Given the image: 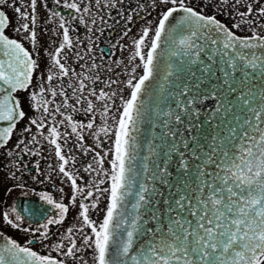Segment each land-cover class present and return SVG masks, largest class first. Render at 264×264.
Masks as SVG:
<instances>
[{
    "label": "snow or ice",
    "instance_id": "obj_1",
    "mask_svg": "<svg viewBox=\"0 0 264 264\" xmlns=\"http://www.w3.org/2000/svg\"><path fill=\"white\" fill-rule=\"evenodd\" d=\"M52 3L49 8L48 0H39V5L38 0H0V153L8 160L7 178L16 181L6 195L17 188L29 194L25 157H43L44 144L57 160V167L47 165L45 179L51 182L55 173L61 183L66 180L70 195L63 187L59 200L47 191L31 190L54 211L38 215L23 209L32 218L27 226L15 203L0 213V264H89V250L91 264H264V3L203 0L197 11L192 0H149L126 15L118 6L124 0ZM40 5L48 12L45 24L54 25L44 48V72L39 62ZM209 7L212 14L206 11ZM112 9L125 21L121 39L131 32L126 25L134 15L144 12L141 19H146L156 12L138 38H132L126 81L102 78L104 66L94 52L99 39L94 32L103 35L106 27L120 23ZM8 10L14 12L15 23ZM80 26L88 34L86 46L76 35ZM164 53L169 60L161 87L174 107L157 112L161 145L150 147L151 167L144 164V178L137 180L141 173L133 165L144 115L142 97ZM123 64L116 61L118 67ZM137 69L143 74L137 76ZM121 83L127 96L113 90ZM117 99L120 103L109 116ZM79 114L88 121H77ZM86 133L94 147L84 144ZM69 136L85 155L93 153L82 169L87 181L67 147ZM102 136L111 140L106 150ZM32 167V180L44 183L37 179L45 175L39 160ZM105 195L103 219L94 220L90 211ZM70 208H78L79 226L68 227L48 243L50 226L62 225ZM6 227L25 237L24 243L6 235Z\"/></svg>",
    "mask_w": 264,
    "mask_h": 264
},
{
    "label": "flooded vegetation",
    "instance_id": "obj_2",
    "mask_svg": "<svg viewBox=\"0 0 264 264\" xmlns=\"http://www.w3.org/2000/svg\"><path fill=\"white\" fill-rule=\"evenodd\" d=\"M262 3H264V0H261ZM25 3H28V0H25ZM94 3V0H93ZM147 3H149V0H124L123 5H118L123 14L126 15L128 14L129 11L136 9L137 11H139L138 9V5L143 4V5H147ZM193 6H197L199 5V7H196V10L199 11L200 7L203 6V0H192ZM38 5H39V0H38ZM17 6H19L17 4ZM48 7L49 8H53L54 5L52 3V0H48ZM257 7H259V5H257ZM59 11L64 12L65 10L63 9H57ZM93 10L95 11V8H93ZM158 11V9H157ZM208 14H212V9L209 7L207 10ZM38 12V22L40 27L38 28V33H39V42L41 45V51H40V55H42L44 57L43 59V63L41 66V72H44L45 69V65L46 63H48L47 57L45 55V51L44 48L47 47V43L50 42L49 38L52 36V32L51 30L54 28V25L51 23H47L45 24V20L48 17V12L46 9L43 8L42 5L38 6L37 9ZM8 15L10 17L13 18V23H15V14L12 10H8ZM111 15L113 17H115L116 19H118L120 21L119 24H113L112 27H106L104 30L103 35H100L98 32H94V37L98 36V44L96 46H94V52L97 56V63H102L103 64V68L100 70L101 71V76L103 77H108L110 79H118L120 81H126L127 80V75H126V71H125V66L128 65V57L130 56V52H131V42H132V38L136 37L138 38V33L142 30V26H144L147 21H150L153 19V17L156 15V12L153 11L152 15H148L146 17V19H141V16H144L145 13L144 12H140V15H134L133 17V22L131 24H127L126 27L131 28V32H129L128 36L124 37L123 39H121V35L123 33V31L125 30V21L122 19V17L120 15L117 14L116 9H112L111 10ZM218 19L224 21L226 24H230L231 21L229 20H225V18L223 16H218ZM261 23H264V20L260 21ZM110 24H112V21H109ZM45 29H47V34L45 32ZM240 34H247L245 33H240ZM76 35L79 36L80 40L84 43V45L86 46L89 41L87 40V32L86 30L80 26L76 32ZM53 39H56L55 37H52ZM56 43L58 45L59 40H56ZM121 45L124 46V50L121 51ZM56 45H53L52 48L49 49V51H53L54 47ZM103 55V60H100V55ZM117 60H122L124 62V64L122 66H117L116 65V61ZM69 63H73L72 58H69ZM136 63H139V60L136 61ZM75 67H77V70H79V66L78 65H74ZM111 67L112 71L111 72H106L105 69ZM127 71H131V67H127ZM142 70L141 69H137L136 71V75L140 76L142 75ZM35 81V80H34ZM97 90H99V88L101 87L99 84L96 85ZM113 90L117 91V95H123L125 96L126 94L128 95V90L124 89L123 87V83L119 84V85H114L113 86ZM19 95L23 98L25 97L27 94L26 93H19ZM120 101L119 99L116 100L115 105L113 106V112L109 113V116H112L113 113H115V109L116 107L119 105ZM25 110L27 111V104L25 103ZM117 117H118V113H116ZM77 121H83V122H87L89 117L84 116L83 114H79L76 115L74 117ZM60 117L57 116V120H59ZM25 122H21L18 125V129H23L25 126ZM108 123H112L111 120L108 121ZM96 124L99 125L101 124V119L100 116L97 114L96 116ZM63 130V129H62ZM35 128H33V132H35ZM45 133H47V129L44 130ZM30 138V136L28 137ZM15 137L13 138V143H15ZM107 141L106 143H103V148L106 150L108 147V144L111 143V140L105 137H101V141ZM42 144H44L43 141H41ZM84 144L87 147H94V139L91 136L90 133H86L84 136ZM48 145L44 144V146L40 149L43 157H31V156H26L25 157V162L28 164V174H26L24 176V180L27 181V187L30 189L29 194L25 195L20 189H16L14 190L10 195H6V190L9 187H12L16 181L8 179V175L9 173V168L6 167V164L8 163L7 158L0 153V213H2L8 206L12 205V204H16L18 209L22 211V214L25 215V226H27L30 221H31V217L28 216L27 213L23 212V209H31L33 212L37 213L38 215H43L44 213H48V212H52L54 210H52L50 208V206H47L46 204H44V202H42L39 197L37 195L34 194L41 192V191H47L49 192V194L53 195L54 199L59 200L60 199V193L58 191V189L60 187L64 188L65 193L70 195V187L67 185V181L65 180L64 183H61V177H58L55 173L51 176V182H49L48 180L45 179V176L47 175L46 169H47V165L49 163H51L53 165V167H57V160L55 158L54 155H50L49 151H48ZM67 147L69 149H71V154L74 155L76 157V166L78 169H80V175L82 177H84V180L87 181L88 180V174L84 173L82 171L83 167L92 162V155L93 153H89L87 155H85L81 149L79 148V146H77L76 144V140L75 137L69 136V142ZM95 151L100 152L101 156H103V152L100 149H95ZM54 152V150H53ZM14 159V157H13ZM37 160H39L40 163V171L42 173H44L45 175H41L39 176L37 179L38 180H42L44 181V183H38V182H34L32 180V176L36 175V170L32 167L33 164H35L37 162ZM10 167V165H9ZM108 167L107 161L105 162V168ZM78 183H83L82 181H78ZM54 185V186H53ZM101 187H107V184L102 185ZM31 190H34L31 191ZM108 202V198L107 196H103L99 206L96 210L94 211H90V216L92 219L94 220H101L103 219L105 210H106V205ZM64 203L67 204L68 200L67 198L64 199ZM78 211V208L76 209H72L70 208L69 213L67 214V217L64 221V223L62 225H58V226H50V234L52 236V239L48 242V243H52L53 241H56L57 236L66 231V229L68 227H71L73 225L79 226L80 222L78 220L75 219L76 217V213ZM33 227H35V225H33ZM5 234L10 236V237H14L16 239H18L21 243H24L25 241V237H23L22 235L18 234L16 230H12L9 227H6L3 229ZM89 231L90 230H87ZM79 242V241H78ZM36 249H39L40 246L36 245L35 246ZM85 257L89 259V264H91V251H87L85 253ZM69 264H72L71 261H69Z\"/></svg>",
    "mask_w": 264,
    "mask_h": 264
},
{
    "label": "water",
    "instance_id": "obj_3",
    "mask_svg": "<svg viewBox=\"0 0 264 264\" xmlns=\"http://www.w3.org/2000/svg\"><path fill=\"white\" fill-rule=\"evenodd\" d=\"M175 60V58H172ZM169 60L167 53H164L160 59V70L157 72L155 77L146 83V93L142 97L144 101V115L139 124V130L136 133L137 139V159L133 165L137 173V180H143L142 169L144 164H149L151 159L150 147L153 145L160 146V137L163 132V128L160 124V120L157 117V112L160 108L166 106L174 107L171 101L165 99V90L161 87L165 83V67ZM136 188H133L135 192ZM164 190L163 188L161 189ZM131 202H135L133 197H129ZM129 210H131V205L129 204Z\"/></svg>",
    "mask_w": 264,
    "mask_h": 264
},
{
    "label": "rangeland",
    "instance_id": "obj_4",
    "mask_svg": "<svg viewBox=\"0 0 264 264\" xmlns=\"http://www.w3.org/2000/svg\"><path fill=\"white\" fill-rule=\"evenodd\" d=\"M8 34L12 35L11 29H9V33ZM25 47H29L30 48V45L27 43V41H25ZM43 59H44V57L42 55H39L40 72H41V66H42V63H43ZM34 80H35V77H34ZM125 96H127V94Z\"/></svg>",
    "mask_w": 264,
    "mask_h": 264
}]
</instances>
